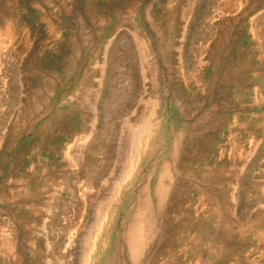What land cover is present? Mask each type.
<instances>
[{"label":"rangeland","instance_id":"rangeland-1","mask_svg":"<svg viewBox=\"0 0 264 264\" xmlns=\"http://www.w3.org/2000/svg\"><path fill=\"white\" fill-rule=\"evenodd\" d=\"M20 263L264 264V0H0Z\"/></svg>","mask_w":264,"mask_h":264},{"label":"bare ground","instance_id":"bare-ground-1","mask_svg":"<svg viewBox=\"0 0 264 264\" xmlns=\"http://www.w3.org/2000/svg\"><path fill=\"white\" fill-rule=\"evenodd\" d=\"M137 222H138V221H137ZM145 228H146V226H145ZM132 231H133V229H132ZM130 234H131V233H130ZM126 236H127V235H126ZM126 236H125V238H128V237H129V238H128V239H129V242H130V243L128 242L129 244H132V245H135V244L138 245V244H139V245H140V242H139V241H138L137 243L135 242V240H136V238H137V236H136L135 233H132L130 236L128 235V237H126ZM128 239H127V240H128ZM133 243H134V244H133ZM132 245L130 246V248L133 247ZM126 246H127V245H126ZM140 246H141V245H140ZM138 247H139V246H138ZM127 248H128V246H127ZM139 249H140V248H139ZM116 250H117V249H116ZM128 250H129V248H128ZM131 250H132V251H131V252H132V255H134V254L136 253V250L133 249V248H131ZM20 264H21V263H20Z\"/></svg>","mask_w":264,"mask_h":264}]
</instances>
